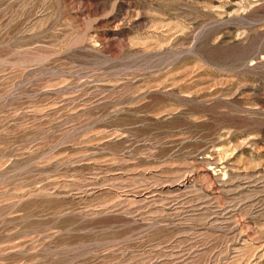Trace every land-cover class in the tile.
Listing matches in <instances>:
<instances>
[{
	"label": "rangeland",
	"instance_id": "374dc122",
	"mask_svg": "<svg viewBox=\"0 0 264 264\" xmlns=\"http://www.w3.org/2000/svg\"><path fill=\"white\" fill-rule=\"evenodd\" d=\"M0 264H264V0H0Z\"/></svg>",
	"mask_w": 264,
	"mask_h": 264
}]
</instances>
